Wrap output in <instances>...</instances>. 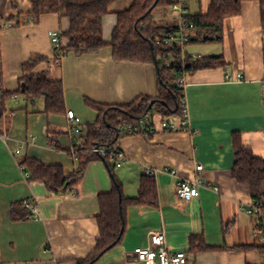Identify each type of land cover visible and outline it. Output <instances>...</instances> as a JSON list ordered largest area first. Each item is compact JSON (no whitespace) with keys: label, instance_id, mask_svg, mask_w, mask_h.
Returning a JSON list of instances; mask_svg holds the SVG:
<instances>
[{"label":"crops","instance_id":"0c3cea01","mask_svg":"<svg viewBox=\"0 0 264 264\" xmlns=\"http://www.w3.org/2000/svg\"><path fill=\"white\" fill-rule=\"evenodd\" d=\"M135 0L114 2L103 18V39L110 44L118 25V13ZM214 0H186L189 16L207 14ZM32 0H0V82L3 92L18 93L22 79L49 70L41 62L25 69L32 57L52 61L57 48L50 33L58 31L63 45L70 20L63 5L59 14L41 17L31 25L28 14ZM160 26L178 27L184 23L171 8L157 9ZM22 23L17 26L18 23ZM13 27L6 28V24ZM189 55L222 57L224 65L196 71L186 76L185 98L190 131L159 132L155 136H122L119 150L126 162L111 174L103 160L90 162L79 186L63 194L49 192L45 185L25 179L19 160L30 157L46 166H59L66 176L78 171V157L71 155L99 113L91 106L129 105L139 97L159 96L157 67L154 64L118 62L113 49L106 46L97 54L61 57L49 76L64 88L65 114L46 115L44 103L34 107L20 95L8 100L0 118V264H79L92 254L100 238L99 198L113 191L114 180L122 186L125 198L139 195L146 170L156 172L158 206H131L126 210V230L121 244L112 248L95 264H141L135 251L149 246L150 235L164 232L171 254L186 252L188 264H264L258 249L264 247V232L258 219L246 211L252 203L249 187L237 183L234 137L264 159V29L261 4H243L239 16L224 22L222 43L186 47ZM241 73V82H227L225 75ZM80 120V134L73 133L67 112ZM160 116H155L159 124ZM163 120V119H162ZM172 117L167 121L178 122ZM60 148L61 150H58ZM202 172L197 175L196 168ZM23 169V170H22ZM177 170L176 175L171 171ZM29 174V173H28ZM199 178V197L184 201L177 189L182 179ZM28 201L38 209L31 217L24 207ZM15 207V208H14ZM13 209L30 215L19 221ZM200 237L213 248L194 253L191 238Z\"/></svg>","mask_w":264,"mask_h":264},{"label":"trees","instance_id":"16d2710c","mask_svg":"<svg viewBox=\"0 0 264 264\" xmlns=\"http://www.w3.org/2000/svg\"><path fill=\"white\" fill-rule=\"evenodd\" d=\"M118 0H32V11L28 14L31 25H38L41 17L47 14H59L63 5L66 16L70 20V29L64 34L69 40L68 45L57 48V57L52 61L42 57H32L25 69L32 70L41 62L49 63V70L38 76H26L21 83L20 92L12 94L3 92L0 97V118L8 100L15 95L24 97L34 107L43 101V113L46 115H64V88L60 81H51L52 70L58 67L62 55L97 54L106 46L113 49V58L118 62L154 64L157 67L159 96L156 98L139 97L129 105H97L91 104L99 113L95 124L88 127V134L81 138L68 152L78 157V171L66 176L59 166H46L36 159L24 157L19 160L21 167L29 173L30 182H39L54 194H63L75 190L84 175L87 165L94 160H103L111 174L116 168L115 151L120 140L119 129L125 124L147 121L156 123L155 116L162 121L172 117H183V91L177 86L180 74H192L196 71L216 68L224 65L222 57H203L198 61L188 58L185 63L175 62L167 68L163 58L168 55L178 57L179 48L156 46L154 40L167 32L176 31L178 27L160 26L154 18L157 9H169L177 0H135L127 10L118 13V25L113 32L110 44L103 39V18L109 14L111 5ZM258 1L261 4L262 24L264 29V0H214L207 14L188 16L185 24H193L189 31L190 45L204 43H222L224 38V22L227 18L239 16L243 4ZM22 23H18L17 26ZM156 61V64H155ZM155 104L150 108L151 103ZM163 119V120H162ZM235 163L232 169L233 178L237 183L249 187L253 202L264 212V159L255 156L253 151L244 146L239 135L234 137ZM107 149L109 155L102 157L95 149ZM61 150L60 148H57ZM112 192L99 198L101 213L98 217L100 238L95 251L79 264H95L112 245L121 244L126 230V210L131 206H158L157 186L153 178L143 177L139 195L136 198H125L122 186L114 180ZM119 191H121V202ZM15 208V207H14ZM13 218L17 221L30 218L13 209ZM258 227L264 232V216L258 219ZM113 247V248H114ZM213 248L200 237L191 238V250L194 253L222 250ZM258 249L264 255V247H237L232 250Z\"/></svg>","mask_w":264,"mask_h":264},{"label":"built area","instance_id":"2783aa9c","mask_svg":"<svg viewBox=\"0 0 264 264\" xmlns=\"http://www.w3.org/2000/svg\"><path fill=\"white\" fill-rule=\"evenodd\" d=\"M171 9L183 18L189 16L188 3L184 0H177L171 5ZM6 28L13 27L12 24H6ZM194 29L193 24H183L178 30L167 32L159 37H156L154 44L156 46L167 47V48H179L180 52L178 57L168 55L163 58V63L167 68H172L175 62L185 63L190 58L192 61H198L203 58L202 55H189L186 52V47L190 42L189 31ZM51 42L54 47L60 48L63 46L61 36L58 31H52L50 33ZM64 56V55H62ZM186 76L187 74H180L177 86L183 91V99L181 101L183 106V117L178 122L173 121H162L159 124L149 123L147 121H141L139 123L125 124L119 129V136H130V135H144V136H155L159 132L162 133H174L179 131H190V122L188 119V106L185 98L186 88ZM241 73L232 74L227 72L225 80L227 82H241L243 80ZM3 94V85L0 82V97ZM67 119L71 123L72 131L78 135L81 133L79 126L80 120L76 117L74 111H68ZM96 153L102 157H107L110 153L107 149H95ZM116 167H121L125 162L126 158L124 154L117 149L115 151ZM23 170V169H22ZM197 175H200L202 168L198 166L196 168ZM172 175L177 174V170L171 171ZM156 172L152 170L145 171V177L154 178ZM25 179H29L28 173L24 174ZM203 186L200 179L197 177L194 180L182 179L179 182L177 194L178 197L184 201H189L199 197V187ZM24 207L30 211L31 217L34 219L39 218L38 209L33 207L28 201H24ZM247 213L256 219L264 216V212L261 207L256 205L254 202L246 209ZM135 259L141 264H188L189 256L186 252H179L171 254L168 251L167 239L164 232H154L150 235L149 246L143 249H137L135 251Z\"/></svg>","mask_w":264,"mask_h":264},{"label":"water","instance_id":"95a60500","mask_svg":"<svg viewBox=\"0 0 264 264\" xmlns=\"http://www.w3.org/2000/svg\"><path fill=\"white\" fill-rule=\"evenodd\" d=\"M155 64H156V61H155ZM155 104V101H153L152 103H151V105H150V108L153 106ZM119 195H120V202H121V191H119ZM114 247V245H112L109 249H111V248H113Z\"/></svg>","mask_w":264,"mask_h":264},{"label":"rangeland","instance_id":"374dc122","mask_svg":"<svg viewBox=\"0 0 264 264\" xmlns=\"http://www.w3.org/2000/svg\"><path fill=\"white\" fill-rule=\"evenodd\" d=\"M184 1H186V0H184Z\"/></svg>","mask_w":264,"mask_h":264}]
</instances>
